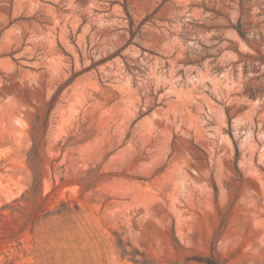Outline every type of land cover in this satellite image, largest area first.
<instances>
[{
  "label": "rangeland",
  "instance_id": "1",
  "mask_svg": "<svg viewBox=\"0 0 264 264\" xmlns=\"http://www.w3.org/2000/svg\"><path fill=\"white\" fill-rule=\"evenodd\" d=\"M208 258L264 264V0H0V264Z\"/></svg>",
  "mask_w": 264,
  "mask_h": 264
},
{
  "label": "trees",
  "instance_id": "2",
  "mask_svg": "<svg viewBox=\"0 0 264 264\" xmlns=\"http://www.w3.org/2000/svg\"><path fill=\"white\" fill-rule=\"evenodd\" d=\"M33 183H36V180H35V179H34ZM35 189H36V185H34V187H33L32 190H33L34 192H36ZM204 262H205L206 264H219L218 262H216V261H214V260H212V259H210V258L204 260Z\"/></svg>",
  "mask_w": 264,
  "mask_h": 264
}]
</instances>
